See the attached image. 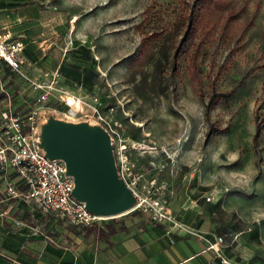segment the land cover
<instances>
[{"label": "rangeland", "instance_id": "obj_1", "mask_svg": "<svg viewBox=\"0 0 264 264\" xmlns=\"http://www.w3.org/2000/svg\"><path fill=\"white\" fill-rule=\"evenodd\" d=\"M48 1L45 10L60 15V35L81 39L91 53L86 69L100 75L92 92L67 82L59 88L104 105L126 141L137 188L169 204L176 195V203L199 199L209 205L211 224L227 242L254 228L264 237V0H228L213 17L215 26L200 58L205 95L215 81L219 92L232 97L213 111L219 132L209 139L210 123L187 56L180 74H171L172 48L184 31L180 0ZM238 12L240 17L222 34L227 16ZM150 35L153 42L146 48L143 41ZM39 81L49 84L45 76ZM15 83L12 99L21 115L41 107L44 117L54 113L70 119L62 114L65 106L47 107L59 102L51 89L36 90L35 82L24 78ZM45 93L49 100L39 103ZM257 116L263 121L261 157L253 145ZM81 119L93 120H70Z\"/></svg>", "mask_w": 264, "mask_h": 264}, {"label": "crops", "instance_id": "obj_2", "mask_svg": "<svg viewBox=\"0 0 264 264\" xmlns=\"http://www.w3.org/2000/svg\"><path fill=\"white\" fill-rule=\"evenodd\" d=\"M48 2L0 0V33H9L14 41L24 44L22 56L26 61L23 76L0 62V111L6 108L9 97L16 95L18 78L40 84L46 73H59L63 84L81 86L88 92L96 87V83L88 84L87 89L82 86V71L88 70L85 43L60 35V15L53 9L45 10ZM75 66L80 70L76 72ZM66 69H73L77 77L67 75ZM61 89L79 98L72 94L76 90ZM52 90V96L62 97L61 91ZM177 196L169 204L174 222L153 223L148 216L132 212L79 227L8 198L0 176V264H222L218 254L209 249L210 243L223 237L211 224L209 205L199 199L176 203ZM261 232L254 228L238 232L231 241L224 239L221 254L233 264H264ZM242 235L247 239L242 240Z\"/></svg>", "mask_w": 264, "mask_h": 264}, {"label": "built area", "instance_id": "obj_3", "mask_svg": "<svg viewBox=\"0 0 264 264\" xmlns=\"http://www.w3.org/2000/svg\"><path fill=\"white\" fill-rule=\"evenodd\" d=\"M24 44L14 41L9 33H0V62L6 63L12 71L23 76L22 67L25 59L22 56ZM49 84H35L36 90L54 89L61 91L58 100L68 109L62 114L70 119L91 117L101 123L113 136L116 157L121 177L136 197L137 205L130 212H139L150 218L153 223L174 222L169 202L165 197L155 193H143L139 184L131 177V168L127 163V144L119 132L118 123L104 113V105L98 98L87 102L59 88L61 75L59 73L45 74ZM53 91V90H52ZM67 94V96H64ZM5 109L0 111V176L6 185V194L10 199H16L29 205H34L43 214L54 219L65 221L72 226L91 227L102 221L113 218H102L87 211L85 205L76 200L72 193L74 180L67 175L66 164L58 160H50L38 147L36 130L38 127L40 108L21 115L12 98ZM49 94H42L39 103H45ZM77 99L81 106L77 108ZM91 112V115L87 113ZM211 201L210 198L207 199ZM225 243L223 237H218L215 243H210L222 260V264H233L221 254L220 247ZM250 264V263H240Z\"/></svg>", "mask_w": 264, "mask_h": 264}, {"label": "water", "instance_id": "obj_4", "mask_svg": "<svg viewBox=\"0 0 264 264\" xmlns=\"http://www.w3.org/2000/svg\"><path fill=\"white\" fill-rule=\"evenodd\" d=\"M41 111L36 137L50 160L66 164L74 180L73 197L102 218L130 213L137 200L119 172L113 136L93 120L73 121Z\"/></svg>", "mask_w": 264, "mask_h": 264}, {"label": "trees", "instance_id": "obj_5", "mask_svg": "<svg viewBox=\"0 0 264 264\" xmlns=\"http://www.w3.org/2000/svg\"><path fill=\"white\" fill-rule=\"evenodd\" d=\"M228 0H180L179 10L183 18V34L173 45V54L171 58V74L173 77L180 74V62L184 56H187L189 59V71L191 77L194 81L197 82L200 88V98L203 104L205 105V117L206 120L210 123V130L207 134V139H209L213 134L219 132V128L212 123L211 117L213 111L225 100H228L232 97V93H223L217 90V84L215 81H212L210 84V94L205 95V79L203 77L202 63L200 61L201 55L203 54L204 48L209 40L212 29L215 26L213 17L217 13L218 9L222 3L227 2ZM240 17V13H231L227 16V20L222 28V34L226 33L233 22H235ZM152 36L144 39V46H149L153 40ZM149 39V40H147ZM85 55L88 62V58L91 57V53L84 48ZM77 72L79 67H73ZM67 70L66 74H70L74 79L77 77V73L73 70ZM84 81L83 87L87 89V85L93 84V86L99 80V74L92 70H83L82 74ZM93 89V88H92ZM207 98V99H206ZM49 100V99H48ZM63 104L58 102L56 105L49 103L48 108H59L63 109ZM67 110V109H66ZM63 111V110H61ZM65 112V111H63ZM62 112V113H63ZM263 132V121L260 116H257L256 119V131L253 138V145L257 151V156L261 157V153L258 150V145ZM135 214L139 212H133Z\"/></svg>", "mask_w": 264, "mask_h": 264}, {"label": "bare ground", "instance_id": "obj_6", "mask_svg": "<svg viewBox=\"0 0 264 264\" xmlns=\"http://www.w3.org/2000/svg\"><path fill=\"white\" fill-rule=\"evenodd\" d=\"M64 96H67V94H64ZM80 103V99H77V104Z\"/></svg>", "mask_w": 264, "mask_h": 264}]
</instances>
